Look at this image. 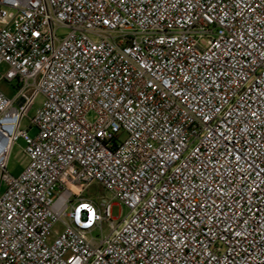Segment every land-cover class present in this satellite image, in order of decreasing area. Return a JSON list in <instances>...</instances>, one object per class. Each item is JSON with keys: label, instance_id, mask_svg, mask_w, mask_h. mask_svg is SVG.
Listing matches in <instances>:
<instances>
[{"label": "built area", "instance_id": "2783aa9c", "mask_svg": "<svg viewBox=\"0 0 264 264\" xmlns=\"http://www.w3.org/2000/svg\"><path fill=\"white\" fill-rule=\"evenodd\" d=\"M1 67L0 264H264V0H0Z\"/></svg>", "mask_w": 264, "mask_h": 264}, {"label": "rangeland", "instance_id": "374dc122", "mask_svg": "<svg viewBox=\"0 0 264 264\" xmlns=\"http://www.w3.org/2000/svg\"><path fill=\"white\" fill-rule=\"evenodd\" d=\"M66 35V32L63 30L58 31V36L63 37ZM6 71V67H1L0 68V76L3 75ZM0 90H2L8 97H11L14 92V85L12 84H7L3 81L0 80ZM43 97L42 95H38L29 109L27 113V117H25L20 125L21 130H27L28 134L30 137H34L37 134L36 129L31 128L30 126V119L33 117L35 112L42 106L43 104ZM25 148V142L22 138L18 139L12 146L9 158H8V163H7V170L9 174H11L14 177H18L26 168L28 165V158L24 154L23 150ZM5 189V186H1V190L3 191ZM103 195L108 198H110V194L105 192L102 188H100L98 185L93 184L90 189H88L85 193L84 196H93V195ZM128 213V210L125 207L119 206L117 201L113 202V207H112V217L113 218H119L122 219L125 217ZM109 229L106 227V225H103L102 229H96L92 236L96 240L101 239L102 237L106 236L109 231Z\"/></svg>", "mask_w": 264, "mask_h": 264}]
</instances>
